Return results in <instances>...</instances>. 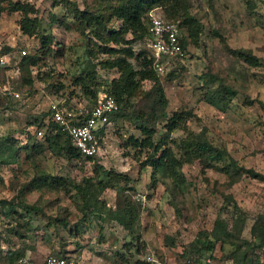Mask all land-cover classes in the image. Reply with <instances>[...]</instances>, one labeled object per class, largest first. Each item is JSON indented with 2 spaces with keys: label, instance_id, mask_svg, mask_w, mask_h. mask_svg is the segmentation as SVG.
Here are the masks:
<instances>
[{
  "label": "rangeland",
  "instance_id": "rangeland-1",
  "mask_svg": "<svg viewBox=\"0 0 264 264\" xmlns=\"http://www.w3.org/2000/svg\"><path fill=\"white\" fill-rule=\"evenodd\" d=\"M172 4L147 13L171 19L176 10L172 19L187 43L185 57H161V69L153 62L167 103L158 105L149 79L132 95L127 90L124 116L108 128L99 156L85 161L61 150L49 106L88 109L137 80L139 59L127 52L151 56L144 31L113 15L117 0H0V81L19 95L0 94V264L52 254L75 264H144L147 257L177 264L202 252L212 264H264L251 231L264 226V0ZM226 91L235 94L224 111L204 100ZM175 113L185 119L168 133ZM142 124L156 129L154 141H164L181 170L151 178L143 165L150 151L128 142ZM36 128L42 137L32 134ZM198 145L207 148L201 158ZM224 150L236 163L228 175L210 168L228 164Z\"/></svg>",
  "mask_w": 264,
  "mask_h": 264
},
{
  "label": "trees",
  "instance_id": "trees-1",
  "mask_svg": "<svg viewBox=\"0 0 264 264\" xmlns=\"http://www.w3.org/2000/svg\"><path fill=\"white\" fill-rule=\"evenodd\" d=\"M118 6L113 7V15L120 21L123 22V24L128 25L130 29H133L135 31L137 30H143L146 37L148 36L147 32V24L149 21V17H147V13H149L152 9L156 7H165L168 5V9L172 4V0H117ZM174 9V8H173ZM174 11V12H173ZM172 14H170V18H165L169 21L173 22H178V25L181 29L182 32V38H181V44L185 52H187V43L186 39L184 38L183 31H182V23L180 24L179 21L173 20V16L176 14V10H173ZM143 21H142V17ZM127 55L129 58H134L136 60L139 59V66L140 70L137 72V75L139 78L135 80L134 78H128L126 79V82L122 86H118L114 89L113 93L110 94L111 96L114 97L116 102L118 103L119 110L118 112L114 115L113 120H115L117 117H123V106L126 102V92L129 90V95H132L133 92H135L138 88V83L142 80H152L155 82V87H156V101L160 107L163 108V106L167 103L164 95V91L162 87L159 85V80L153 75L152 71V65L154 62V56L151 54V56H144L142 57V54L140 55L137 54L135 55L133 52L129 51L127 52ZM186 56V55H185ZM141 57V58H140ZM253 65L257 64V60L253 59L251 61ZM207 82V81H206ZM204 82V83H206ZM3 84V83H2ZM228 92V93H226ZM225 93L228 94V96L223 95L221 97L218 94H213L207 96L204 100L206 103L209 105L219 109L220 111H224L226 109L227 103L229 102L228 99H230L231 96L235 94L234 91H226ZM97 101V100H96ZM226 104V105H225ZM95 105V104H94ZM92 107V106H91ZM90 107V108H91ZM125 108V106H124ZM49 112V111H48ZM50 114V112H49ZM51 116V114H50ZM165 116V115H164ZM185 119L183 113L177 114L175 113L172 117L167 119V122L165 124V130L166 132H171L175 130L176 128L180 127V123L183 122ZM53 125L55 128L58 129V131H61L62 133H58L57 135H54L56 139H59L60 137L64 138L62 139V145H61V150L64 151V154L69 158V159H84L85 161H92V157H83L74 147L71 146L69 142L68 135L63 129L57 125L56 123L53 122ZM139 133L140 137L134 138L133 136L128 138V142L130 146H132L135 149H138L139 151H150V155L147 157V159L143 162L144 166H150L152 168V176L151 178H154V173L158 171L159 169H164V168H172L177 167L179 170H181V164L179 160L173 155L172 151L165 147L164 141L162 139L159 142L154 141V136L156 135L157 131L155 128L148 126L147 124H142L139 126ZM127 142V143H128ZM195 156L201 158L203 154L200 151H205L207 148L204 146L198 145L195 148ZM138 151V152H139ZM200 152V153H199ZM159 154V155H157ZM223 156L227 155L226 158L229 160L228 164H222L221 166H210V168H216L218 171L229 174L234 168H235V161L229 157L227 154L226 150L222 152ZM216 159H221V154H218L216 156ZM172 166V167H170ZM171 169V170H172ZM239 169H242L241 167ZM244 172L251 173L253 177L259 176L258 174L254 173L252 170H244ZM261 178V177H260ZM86 184V183H85ZM152 188H155V183L152 182L151 184ZM73 188L82 191L83 186L79 184H73ZM84 195L87 194V191L82 192ZM131 212V211H130ZM116 214V213H115ZM118 223L121 225H125L123 219H121L119 216L115 218ZM216 229L217 227H220L221 233L225 237H230L232 236V233L225 228V226L217 221L215 225ZM259 230V234H256L255 231ZM252 238L253 240L259 239V242L257 244V247H262L264 246V226L258 222L253 228H252ZM205 248L207 250L213 249L214 245L211 241H207ZM203 253V252H202ZM200 253L199 255L196 256V259L200 258ZM211 255V254H210ZM55 257H65L63 255H53ZM212 258V257H211Z\"/></svg>",
  "mask_w": 264,
  "mask_h": 264
},
{
  "label": "built area",
  "instance_id": "built-area-1",
  "mask_svg": "<svg viewBox=\"0 0 264 264\" xmlns=\"http://www.w3.org/2000/svg\"><path fill=\"white\" fill-rule=\"evenodd\" d=\"M147 40L151 54L154 56V66L161 69L157 61L161 57L182 58L186 52L182 47V32L178 22H173L164 17L150 14L147 24ZM6 55L0 54V66H5ZM0 94L2 96L19 97L18 93L11 90L8 85L0 81ZM119 106L113 96L103 94L98 96L95 105L91 108H79L77 112L71 107L51 103L49 112L52 122L59 125L68 135L69 142L83 157H92L94 161L100 154L102 141L108 128L113 123V117L118 112ZM43 136L42 129H33V133ZM1 211V204H0ZM211 255L202 259L189 258L177 264H212ZM22 264H75L74 259L47 255L41 261L24 259ZM144 264H168L166 261L147 257Z\"/></svg>",
  "mask_w": 264,
  "mask_h": 264
}]
</instances>
